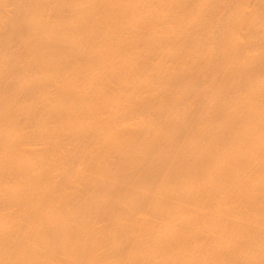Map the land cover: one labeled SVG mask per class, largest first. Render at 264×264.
<instances>
[{
    "label": "bare ground",
    "instance_id": "bare-ground-1",
    "mask_svg": "<svg viewBox=\"0 0 264 264\" xmlns=\"http://www.w3.org/2000/svg\"><path fill=\"white\" fill-rule=\"evenodd\" d=\"M0 264H264V0H0Z\"/></svg>",
    "mask_w": 264,
    "mask_h": 264
}]
</instances>
